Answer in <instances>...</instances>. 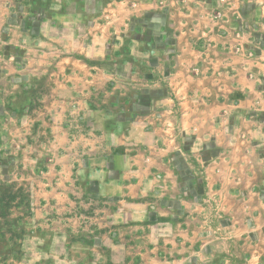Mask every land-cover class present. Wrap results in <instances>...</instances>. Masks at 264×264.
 <instances>
[{"label": "crops", "instance_id": "crops-1", "mask_svg": "<svg viewBox=\"0 0 264 264\" xmlns=\"http://www.w3.org/2000/svg\"><path fill=\"white\" fill-rule=\"evenodd\" d=\"M95 1L0 0V167L31 169L19 263L262 264L264 1L258 23L221 0ZM143 16L174 38L130 49L168 68L158 91L111 45Z\"/></svg>", "mask_w": 264, "mask_h": 264}, {"label": "rangeland", "instance_id": "rangeland-1", "mask_svg": "<svg viewBox=\"0 0 264 264\" xmlns=\"http://www.w3.org/2000/svg\"><path fill=\"white\" fill-rule=\"evenodd\" d=\"M62 1L63 0H59ZM224 2H227V4H230L231 10L230 13L233 16H237V14L240 13L241 17L245 16L246 13H250V20L252 19V23H258V21L262 20L261 15L262 11L259 9L261 2H256V0H252L255 3L253 4V7H251L248 2L240 3L241 0H221ZM238 1V4L235 6V2ZM264 1V0H262ZM68 4L64 6H57L55 7V10L59 8L61 11L66 9L65 11L70 14L79 15L82 11L84 13L89 14H104L102 6H99L96 3L95 0H66ZM82 3L81 6L78 5V3ZM240 3V4H239ZM256 4V5H255ZM234 6V7H233ZM14 15L18 17V20H22V17L24 20L20 23L24 26L30 25L32 22L34 23V20L37 18L36 16L41 14V10L38 9L37 6L34 4H30L27 6H18L15 7ZM217 11H219L217 9ZM237 11V12H236ZM103 12V13H102ZM264 15V13H263ZM25 16V17H24ZM249 20V21H250ZM20 22V21H19ZM17 21V23H19ZM130 26L126 27L128 28L125 32L120 31L119 32V38L117 36H114L111 40V45L117 44V49L112 48L113 50L119 52V54H123L124 58L122 60L123 65L127 64L128 61L133 60L136 61L139 68V74L136 79L130 78L131 81L139 82L141 81V76H143V80H150L151 85L154 84V81L152 79L158 80V84L153 89L158 91L159 88L164 89L165 86L163 84V77L165 75H161V72L164 73L167 72L168 68H161L162 71L159 68H153L147 66L146 62L143 59H137V57H134L130 53V49L132 46L137 45H143V42L149 43V45L156 49L158 47H163L164 45L168 44L169 41H173L174 38L172 37V33H165L164 35H158V27L156 23H150L147 21V17H133L129 20ZM73 27L75 29H79V26L77 25V22L72 23ZM83 27L81 28V30ZM245 29L252 30L253 34L251 36V40L253 42L249 43V50H256L254 47L256 44V41H259V39H262V32L259 30V28H252L249 25H245ZM169 31V30H168ZM172 32V29H170ZM243 32V31H242ZM251 32V31H250ZM241 33L240 30H238V34ZM249 34V33H248ZM242 36V34H240ZM239 36V35H238ZM240 37V36H239ZM167 42V43H166ZM146 43V44H147ZM111 50V47L109 48ZM236 51V50H234ZM234 54V52H233ZM253 52L249 53V56L253 59L254 56ZM127 62V63H126ZM149 65V64H148ZM121 73L123 74V78L125 79V71L124 69L121 70ZM149 82V81H148ZM151 85H144L142 89H146L150 91ZM148 91V92H149ZM145 93V91H141ZM189 151V148H186ZM189 154H192L189 152ZM190 159V156H189ZM31 172V169L23 168L22 166L17 165H11L9 167H0V264H20L18 259L22 258V254H24L23 249L25 239L27 238L29 234L28 227L30 226L29 219L31 218L33 214V205H32V188L26 182V178L28 177V173ZM22 174L26 175L27 177L22 180ZM23 187V189H18V187ZM15 195V198H11V196ZM206 220L209 219L211 221L212 219H216L217 222L221 221L219 215H209L207 213V216L205 217ZM222 219V218H221ZM212 222V221H211ZM247 251L251 252L252 250H255V248L246 247ZM259 251L261 254L264 255V242L262 243V246L259 247ZM22 255V256H21ZM204 264V263H203ZM216 264H229L228 262H220ZM250 264H261L257 259H254ZM264 264V262L262 263Z\"/></svg>", "mask_w": 264, "mask_h": 264}, {"label": "trees", "instance_id": "trees-1", "mask_svg": "<svg viewBox=\"0 0 264 264\" xmlns=\"http://www.w3.org/2000/svg\"><path fill=\"white\" fill-rule=\"evenodd\" d=\"M18 189H23V187H18ZM11 198L13 199V198H15V195H13V196H11Z\"/></svg>", "mask_w": 264, "mask_h": 264}]
</instances>
